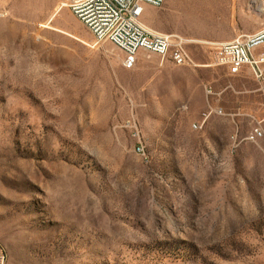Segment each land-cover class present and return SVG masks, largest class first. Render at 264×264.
Returning a JSON list of instances; mask_svg holds the SVG:
<instances>
[{"label": "rangeland", "instance_id": "374dc122", "mask_svg": "<svg viewBox=\"0 0 264 264\" xmlns=\"http://www.w3.org/2000/svg\"><path fill=\"white\" fill-rule=\"evenodd\" d=\"M60 1L0 0L7 264H264V83L200 43L199 67L142 53L126 70ZM215 1L144 19L200 42L264 28V0Z\"/></svg>", "mask_w": 264, "mask_h": 264}, {"label": "built area", "instance_id": "2783aa9c", "mask_svg": "<svg viewBox=\"0 0 264 264\" xmlns=\"http://www.w3.org/2000/svg\"><path fill=\"white\" fill-rule=\"evenodd\" d=\"M165 0H61L59 9H68L92 34L94 45L112 44L123 55L122 66L132 70L142 53L156 55L160 65H200L188 46L200 43L207 66L224 67L231 75L248 68L258 83H264V28L242 33L231 41L194 42L179 34H166L142 23L145 7L161 8ZM208 113L203 116L206 117ZM0 264H7L0 251Z\"/></svg>", "mask_w": 264, "mask_h": 264}, {"label": "crops", "instance_id": "0c3cea01", "mask_svg": "<svg viewBox=\"0 0 264 264\" xmlns=\"http://www.w3.org/2000/svg\"><path fill=\"white\" fill-rule=\"evenodd\" d=\"M231 2H233V5H234V2H235V0H230ZM211 4V8L212 9H214V10H217V14H219L220 13V11H221V8H222V6L221 5H223V3L221 2V0L219 1V0H216L214 3H210ZM149 9H151V11L153 10V12H154V10H155V8H152V7H148ZM209 13V12H208ZM144 15H145V12H144ZM144 15L142 16V23L144 24V25H146V24H150L152 21H147L146 19H144ZM208 16L210 17V16H212L211 14H208ZM147 26V25H146ZM148 27V26H147ZM244 30H248V31H246V32H241V34L242 33H255V32H257V31H254V32H252L251 30L252 29H250L249 27L247 28V27H245V29ZM235 38V37H234ZM234 38H232V39H234ZM231 39V40H232ZM231 40H227V41H231ZM224 42V41H223ZM141 55V54H140ZM123 56V55H122Z\"/></svg>", "mask_w": 264, "mask_h": 264}, {"label": "bare ground", "instance_id": "6f19581e", "mask_svg": "<svg viewBox=\"0 0 264 264\" xmlns=\"http://www.w3.org/2000/svg\"><path fill=\"white\" fill-rule=\"evenodd\" d=\"M204 3V2H203ZM192 6V5H191ZM196 7V6H195ZM197 8V7H196ZM192 9V8H191ZM194 10H196V9H194ZM196 11H192L191 10V12H189L190 14H191V16L193 15V17L195 18V16H194V13H195ZM192 18V17H191ZM191 22V21H190ZM189 33V32H188ZM187 33V34H188ZM199 33H201V32H199ZM191 35H197V33L195 32V33H193V34H191ZM191 40H193L194 42H199L197 39H194V38H192ZM182 66H189V65H182Z\"/></svg>", "mask_w": 264, "mask_h": 264}]
</instances>
